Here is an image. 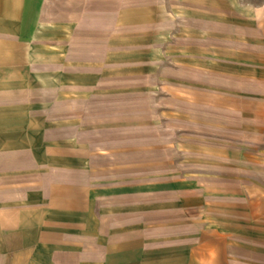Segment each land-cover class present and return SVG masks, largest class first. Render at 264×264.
Returning a JSON list of instances; mask_svg holds the SVG:
<instances>
[{
  "label": "rangeland",
  "instance_id": "374dc122",
  "mask_svg": "<svg viewBox=\"0 0 264 264\" xmlns=\"http://www.w3.org/2000/svg\"><path fill=\"white\" fill-rule=\"evenodd\" d=\"M48 5L35 60L0 30V177L87 183L104 263L264 264V0Z\"/></svg>",
  "mask_w": 264,
  "mask_h": 264
},
{
  "label": "crops",
  "instance_id": "0c3cea01",
  "mask_svg": "<svg viewBox=\"0 0 264 264\" xmlns=\"http://www.w3.org/2000/svg\"><path fill=\"white\" fill-rule=\"evenodd\" d=\"M48 7V0H0V30L9 28L22 45L41 42ZM26 176L0 177V264H121L120 253L104 263L105 252L89 246L87 183L60 177L41 186Z\"/></svg>",
  "mask_w": 264,
  "mask_h": 264
},
{
  "label": "bare ground",
  "instance_id": "6f19581e",
  "mask_svg": "<svg viewBox=\"0 0 264 264\" xmlns=\"http://www.w3.org/2000/svg\"><path fill=\"white\" fill-rule=\"evenodd\" d=\"M44 33L43 29L38 30V35L42 36ZM43 46H41V42H33L25 44V49L21 51L23 57L27 58L28 60L32 61L39 57V53L42 50Z\"/></svg>",
  "mask_w": 264,
  "mask_h": 264
}]
</instances>
